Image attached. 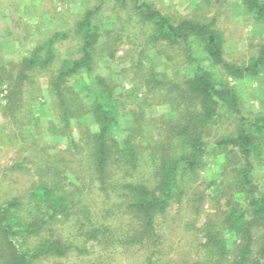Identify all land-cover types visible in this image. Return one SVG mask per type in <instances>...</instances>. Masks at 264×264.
Instances as JSON below:
<instances>
[{
    "label": "trees",
    "instance_id": "16d2710c",
    "mask_svg": "<svg viewBox=\"0 0 264 264\" xmlns=\"http://www.w3.org/2000/svg\"><path fill=\"white\" fill-rule=\"evenodd\" d=\"M105 1L125 8L132 2L150 40L178 53L181 76L169 79L152 64L146 90L139 97L136 87L132 101L123 99L119 83L98 67ZM240 1L264 23V0ZM72 32L78 54L60 58L57 44ZM225 48L215 16L177 19L151 0H94L71 30L47 34L0 64L13 110L25 96L29 105L37 103L38 95L24 93L23 85L48 72V121L56 122L49 130L68 138L57 160L36 164L39 178L25 195H0V264H108L91 259L97 248L134 250L136 264H264V97L247 110L236 85L249 79L264 90V40L241 62L229 60ZM154 84L168 87L175 116L154 119L148 112ZM124 113L130 126L122 127ZM226 115L232 130L211 138ZM209 164L218 170L204 184ZM205 197H224L227 204L202 221L198 203ZM182 210L181 226L192 232L194 245L178 256L162 224Z\"/></svg>",
    "mask_w": 264,
    "mask_h": 264
},
{
    "label": "rangeland",
    "instance_id": "374dc122",
    "mask_svg": "<svg viewBox=\"0 0 264 264\" xmlns=\"http://www.w3.org/2000/svg\"><path fill=\"white\" fill-rule=\"evenodd\" d=\"M93 1L0 0V64L10 59H18L47 34L60 29L71 30L75 16ZM151 1L177 19L182 16L202 19L215 16L218 26L225 35V51L229 60L237 62L247 60L256 53L258 45L264 40V23L247 13L240 0ZM99 22L104 40L102 56L98 60L99 71L119 83L117 89L126 101H132L136 87L139 88V97L143 90H146V74L152 64L156 70H163L169 79L174 80L181 76L182 62L177 57L178 53L162 45L158 47L159 45L150 40V29L138 19L132 2L125 8L111 1H105L99 13ZM78 42V37L73 32L66 39L59 41L57 44L59 57L76 56ZM47 76L48 72L36 74L32 84L23 85L24 93L34 92L38 95L36 96L38 101L34 105H29L30 101L25 96L22 103L18 102L17 106L15 104L17 110L9 108L11 87L6 82L0 84L1 197L12 194L25 195L33 181L39 178L35 172L36 164L43 161L42 164L45 166V159L49 158L50 162L55 161L56 153L67 151V136L54 135L49 130L52 123L48 118L53 115L46 101L49 96ZM236 85L243 98L244 108L256 110L264 97L263 87L258 81L249 79L236 82ZM153 86L156 87L155 84ZM167 88L166 85L160 86L159 89L156 87L152 95V106L148 112L155 117L154 119L176 115V111L172 110L171 102L165 97ZM130 118L127 113L122 115V127L132 124ZM231 120L229 115L224 116L215 125L211 138L214 135L230 132L233 128ZM88 123L92 129L95 128L89 118ZM52 125H56V122ZM150 126L148 128L153 127ZM71 128L77 138L79 128L75 119ZM217 170V165L209 164L207 170L201 173L202 177H205L204 184L217 173ZM210 189L215 192L216 188ZM226 204L224 197L220 200L205 197L203 203H198L199 206L201 205L200 219L206 220L207 215L211 216L209 218L217 217ZM186 216L187 214L182 210L179 214L176 212L168 215L162 224L164 232L170 239L169 242L173 243V251L178 256L184 251L191 250L194 245L192 232H185L181 226V221L185 220ZM97 249L96 253L90 255L91 259L105 260L108 264H136L140 259V254L134 250L114 248L111 252L109 248L106 252H102Z\"/></svg>",
    "mask_w": 264,
    "mask_h": 264
}]
</instances>
